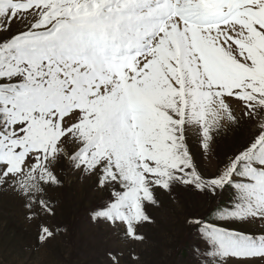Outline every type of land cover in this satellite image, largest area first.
I'll return each mask as SVG.
<instances>
[{
  "label": "snow or ice",
  "instance_id": "1",
  "mask_svg": "<svg viewBox=\"0 0 264 264\" xmlns=\"http://www.w3.org/2000/svg\"><path fill=\"white\" fill-rule=\"evenodd\" d=\"M215 4L214 11L201 0H0V189L19 193L26 220L56 215L63 188L56 170L69 159L81 179L94 177V187L107 191L93 223L124 224L129 239L143 240L139 229L155 223L147 209L182 198L178 264H264V70L257 59L264 18L256 15L264 0ZM97 48L104 59L134 67L123 69L130 92L159 100L129 109L118 73L114 83H100L107 69ZM153 68L155 82L146 77ZM215 98L232 130L242 126L236 104L255 131L221 154L223 123L202 122L197 156L189 147V102L196 117ZM161 113L163 132L151 126ZM133 196L139 210L130 219ZM54 234L41 225L40 242Z\"/></svg>",
  "mask_w": 264,
  "mask_h": 264
},
{
  "label": "rangeland",
  "instance_id": "2",
  "mask_svg": "<svg viewBox=\"0 0 264 264\" xmlns=\"http://www.w3.org/2000/svg\"><path fill=\"white\" fill-rule=\"evenodd\" d=\"M257 59L258 68L264 69V57ZM156 91L159 93L158 88ZM140 97L139 102L149 104L152 100H159L155 93L151 97L144 96V99ZM81 106L88 105L82 101ZM222 109L223 104L219 98L211 99L198 116L194 117L189 102V147L197 156L200 155L198 143L202 122L212 128L223 123L221 132L226 131L227 134L219 140L221 154L227 151L238 136H247L255 131L251 121H245L241 116V105H232L237 119L242 121V126L237 130H232L229 114L226 109ZM153 123L152 127H160L163 130L164 114L154 117ZM63 163V170H56L63 182V188L55 193L58 199L56 215L53 217L41 215L35 220H26V211L21 206L22 197L19 193L0 189V264H115L113 255L118 258V264H178L180 256L176 253L181 250L186 234L183 225L186 209L182 198L171 202L164 198L162 193H158L165 199L166 207L158 211L148 208L155 218V223L139 229L145 239H129L124 224L92 222L91 212L106 202L107 191L94 187V177L81 179V173L69 166V159H65ZM201 163L208 162L205 158ZM41 164L43 165V161ZM214 164L215 161L208 170H212ZM151 179H143V184L150 186ZM127 204L132 206L128 212L131 219L133 209L139 210V202L133 196ZM41 225H47L55 233L44 243L39 239ZM57 228L61 230L56 231Z\"/></svg>",
  "mask_w": 264,
  "mask_h": 264
},
{
  "label": "bare ground",
  "instance_id": "3",
  "mask_svg": "<svg viewBox=\"0 0 264 264\" xmlns=\"http://www.w3.org/2000/svg\"><path fill=\"white\" fill-rule=\"evenodd\" d=\"M107 89H105V91H106Z\"/></svg>",
  "mask_w": 264,
  "mask_h": 264
}]
</instances>
